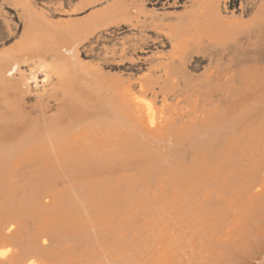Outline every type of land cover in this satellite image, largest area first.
I'll return each mask as SVG.
<instances>
[{"label":"bare ground","instance_id":"bare-ground-1","mask_svg":"<svg viewBox=\"0 0 264 264\" xmlns=\"http://www.w3.org/2000/svg\"><path fill=\"white\" fill-rule=\"evenodd\" d=\"M7 1L27 20L0 48V264H264V61L220 65L166 107L79 57L98 27L144 23L142 2L47 21ZM220 2L168 24L177 47L264 41V2L243 23ZM43 66L54 82L32 94Z\"/></svg>","mask_w":264,"mask_h":264},{"label":"rangeland","instance_id":"rangeland-1","mask_svg":"<svg viewBox=\"0 0 264 264\" xmlns=\"http://www.w3.org/2000/svg\"><path fill=\"white\" fill-rule=\"evenodd\" d=\"M88 1L24 0L29 6L27 7L34 10L38 16L41 17L45 13L43 19L46 18L47 21L81 19L93 10L104 9L107 4L109 6L112 2L123 0H90V4ZM137 1L142 2L148 12L144 23L141 20L138 25L120 22L98 27L97 31L80 45L79 57L87 66L99 70L104 75H117L122 78L130 84L134 92L139 89L141 83H150L147 84L149 89L146 94L158 105L164 103L166 107H172L178 103L181 106L184 104L183 93L200 90L195 84L203 80L204 76L215 73L220 65L229 64L234 70L236 66L239 68L264 61V41L255 32L238 34L237 43L229 48L205 43L196 46V43L192 42H183L177 47V40L172 38L168 24H175L178 14L188 11L193 0ZM220 1V15L224 18H237L242 23L253 18L264 2ZM81 4H84L83 8ZM16 6L18 5L10 1L0 0V48L14 45L23 40L26 34V16L22 14V9ZM151 15H156L153 22ZM33 73L34 78L28 81L32 94L47 90L54 82L49 79L50 70L47 66L35 68ZM163 83L168 84L165 90L162 89ZM192 85L195 87L190 89ZM181 88L183 92H180ZM32 94L30 101L33 99Z\"/></svg>","mask_w":264,"mask_h":264},{"label":"water","instance_id":"water-1","mask_svg":"<svg viewBox=\"0 0 264 264\" xmlns=\"http://www.w3.org/2000/svg\"><path fill=\"white\" fill-rule=\"evenodd\" d=\"M64 32H65V33H67V31H66V30H63V31H62V33H60V35H61V34H64Z\"/></svg>","mask_w":264,"mask_h":264}]
</instances>
